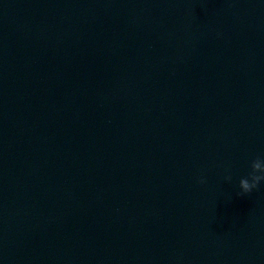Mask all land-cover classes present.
<instances>
[{
	"label": "water",
	"instance_id": "water-1",
	"mask_svg": "<svg viewBox=\"0 0 264 264\" xmlns=\"http://www.w3.org/2000/svg\"><path fill=\"white\" fill-rule=\"evenodd\" d=\"M257 157L264 0H0V264H264Z\"/></svg>",
	"mask_w": 264,
	"mask_h": 264
},
{
	"label": "clouds",
	"instance_id": "clouds-1",
	"mask_svg": "<svg viewBox=\"0 0 264 264\" xmlns=\"http://www.w3.org/2000/svg\"><path fill=\"white\" fill-rule=\"evenodd\" d=\"M230 181L231 177H226ZM264 181V159L257 157L251 163V172L246 178H241L239 187L243 194H250L254 189H257L260 183ZM205 181L201 179L199 183L203 184Z\"/></svg>",
	"mask_w": 264,
	"mask_h": 264
}]
</instances>
